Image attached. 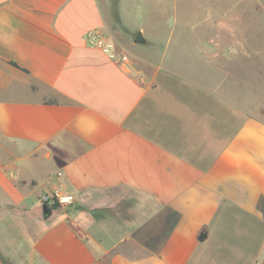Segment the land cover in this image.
I'll list each match as a JSON object with an SVG mask.
<instances>
[{"label": "crops", "instance_id": "obj_1", "mask_svg": "<svg viewBox=\"0 0 264 264\" xmlns=\"http://www.w3.org/2000/svg\"><path fill=\"white\" fill-rule=\"evenodd\" d=\"M111 2L0 0V264H264L257 105L188 76L187 46ZM139 31L161 53H134ZM56 193L73 201L53 220L14 221Z\"/></svg>", "mask_w": 264, "mask_h": 264}, {"label": "rangeland", "instance_id": "obj_2", "mask_svg": "<svg viewBox=\"0 0 264 264\" xmlns=\"http://www.w3.org/2000/svg\"><path fill=\"white\" fill-rule=\"evenodd\" d=\"M111 5L128 24L136 22L150 42L156 39L166 46L169 40L170 49L187 46L188 76L213 85L226 97L233 93L232 101L241 110H248L246 103L256 104L258 116L264 118V0H112ZM148 14H157L159 20H143ZM151 46L130 48L134 53H161ZM171 50L165 53L169 56ZM46 196L53 197L49 207L58 205L50 220L58 215L60 205L72 203L57 202L55 194ZM62 213L72 216L73 209L66 207ZM36 214L42 216V204L37 210L21 212L14 221L20 224L23 215L31 219Z\"/></svg>", "mask_w": 264, "mask_h": 264}, {"label": "built area", "instance_id": "obj_3", "mask_svg": "<svg viewBox=\"0 0 264 264\" xmlns=\"http://www.w3.org/2000/svg\"><path fill=\"white\" fill-rule=\"evenodd\" d=\"M86 37L93 44V46L100 50L108 59L117 63H126L128 61V56L126 54L118 53L115 49L114 43L100 32L89 31ZM52 198L53 197L50 196H43V204H50L53 200ZM54 199H56L59 203L68 204L72 202L73 197L68 195L63 196L56 193Z\"/></svg>", "mask_w": 264, "mask_h": 264}, {"label": "water", "instance_id": "obj_4", "mask_svg": "<svg viewBox=\"0 0 264 264\" xmlns=\"http://www.w3.org/2000/svg\"><path fill=\"white\" fill-rule=\"evenodd\" d=\"M145 43H146V39H145L143 33H142L141 31H139V32L135 35V37H134V39H133V44H135V45H143V44H145ZM51 212H52V210H51V208L49 207L48 204H43V205H42V214H43V217H44L45 219H47V218L50 217Z\"/></svg>", "mask_w": 264, "mask_h": 264}, {"label": "trees", "instance_id": "obj_5", "mask_svg": "<svg viewBox=\"0 0 264 264\" xmlns=\"http://www.w3.org/2000/svg\"><path fill=\"white\" fill-rule=\"evenodd\" d=\"M57 206H58V205H57V204H55V205H53V206H50V207H51V209H52V210H54V209H55ZM205 236H206V234H205V233L201 234V235L199 236V240H203Z\"/></svg>", "mask_w": 264, "mask_h": 264}]
</instances>
